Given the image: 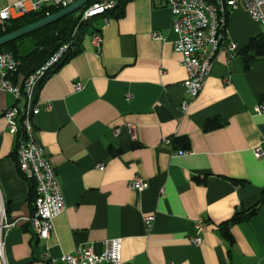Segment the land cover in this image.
<instances>
[{"label":"crops","instance_id":"0c3cea01","mask_svg":"<svg viewBox=\"0 0 264 264\" xmlns=\"http://www.w3.org/2000/svg\"><path fill=\"white\" fill-rule=\"evenodd\" d=\"M262 33L240 1L227 19L237 55L218 52L185 109L187 74L166 0H129L123 15L109 16L100 49L87 34L82 50L33 95L40 106L35 136L65 197L47 238L23 220L33 213L31 181L19 173L17 135L0 115V198L7 218L19 221L5 233L0 264H65L63 254L86 245L100 253L115 237L122 238V264H264V156L253 150L264 139V111L255 110L264 103V59L247 66L240 53ZM14 103L12 93H2L3 107ZM212 118L222 124L207 129ZM175 136L188 137L189 148L175 151L163 142ZM137 175L148 181L143 191L131 186ZM255 205L249 219L229 222ZM149 214L155 220L147 229ZM200 219L206 230L195 244Z\"/></svg>","mask_w":264,"mask_h":264},{"label":"built area","instance_id":"2783aa9c","mask_svg":"<svg viewBox=\"0 0 264 264\" xmlns=\"http://www.w3.org/2000/svg\"><path fill=\"white\" fill-rule=\"evenodd\" d=\"M77 0H15L0 9V21H9L25 15L31 11L42 9L46 5L65 8ZM91 1V0H90ZM89 1V2H90ZM243 1L249 14L256 22L264 26V0H166V5L172 13V29L178 38L175 42L176 51L182 54L181 64L186 70L184 81L187 98L183 103L185 109L203 89L205 81L211 71L218 52L224 49L229 57L238 53L239 45L228 39L227 19L229 13ZM89 2L82 8L83 19L101 15L100 29L92 35L94 45L100 49L102 31L109 23L107 12L114 9L119 0H100L92 4ZM156 39L162 38L160 32L153 33ZM68 44L59 47L49 59L35 72L28 75L22 83H17L14 75L21 61L14 53L4 51L0 53V115L7 120L8 130L17 135V167L22 177L33 181L35 198L33 213L23 218L35 232L38 238H47L54 228V219L65 206V197L56 168L44 147L37 141L33 116L40 111L39 104L33 101L36 86L49 69L54 67L64 56ZM76 90L82 89V84H74ZM3 92H10L15 96V103L9 107L1 105ZM258 112L264 111V103L255 107ZM120 129H115L119 133ZM165 144H171V138L163 139ZM257 157L264 156V139L254 147ZM98 167L104 168L103 163ZM137 191H143L148 181L137 175L131 182ZM155 216L149 214L144 217L147 229L154 223ZM19 221L7 218L5 204L0 198V257L5 258V233L16 226ZM196 233L191 241L200 244L202 233L206 230L203 219L195 223ZM65 264H101L110 262L122 264V238L115 237L105 241V249L98 253L93 246L79 247L76 251L65 253L61 257Z\"/></svg>","mask_w":264,"mask_h":264},{"label":"trees","instance_id":"16d2710c","mask_svg":"<svg viewBox=\"0 0 264 264\" xmlns=\"http://www.w3.org/2000/svg\"><path fill=\"white\" fill-rule=\"evenodd\" d=\"M96 1L100 0H91L89 4ZM128 1L129 0H119L118 5L114 9L109 10L107 15H123L124 7ZM61 9L62 8L58 6L46 5L40 10L31 11L21 17L9 21H0V36L44 18L47 15L53 14ZM101 18V15H96L91 18L83 19L82 12L79 16H75L73 13L69 14L21 38L0 46V53L10 51L20 59L21 64L13 77L16 79L19 74H22L24 81L28 75L39 69L59 47L64 44H68V49L62 59L54 67L49 69L41 79L39 83L40 87L53 72L58 70L64 63L82 50V40L87 34L93 35L100 29L99 26L101 24ZM27 37H31L33 39L35 47L32 51H29L26 54H21L19 50L20 46ZM240 53L245 56L247 66H250L257 57H262L264 59V33L253 36L249 43L240 50ZM23 81L21 82L22 84ZM33 100V102H35L36 98L34 97ZM221 124L222 123L220 121L212 118L208 120L206 128H215ZM171 142L175 151H185L190 146V141L186 136L172 137ZM15 156L17 160V150ZM30 189V199L33 202L35 198V185L33 181H31ZM260 201L261 202L259 204L264 203V189L262 190ZM259 206L260 205H255L237 212L229 222H241L249 219L252 215L257 213ZM223 231L226 237L232 239L228 225L223 227Z\"/></svg>","mask_w":264,"mask_h":264},{"label":"water","instance_id":"95a60500","mask_svg":"<svg viewBox=\"0 0 264 264\" xmlns=\"http://www.w3.org/2000/svg\"><path fill=\"white\" fill-rule=\"evenodd\" d=\"M90 0H77L73 4L62 8L61 10L47 15L44 18H41L39 20H36L32 23H29L27 25H24L16 30H13L11 32H8L2 36H0V46H3L11 41H14L18 38H21L43 26H46L47 24H50L54 21H57L69 14H72L73 12L82 9Z\"/></svg>","mask_w":264,"mask_h":264},{"label":"rangeland","instance_id":"374dc122","mask_svg":"<svg viewBox=\"0 0 264 264\" xmlns=\"http://www.w3.org/2000/svg\"><path fill=\"white\" fill-rule=\"evenodd\" d=\"M14 1L15 0H0V9L7 4L13 3ZM81 12H82V9H79V10L73 12V14L75 16H79V15H81ZM34 47H35V45H34L33 39L31 37H27V38H25L24 42L20 46L19 50H20L21 54H26L27 52L31 51Z\"/></svg>","mask_w":264,"mask_h":264}]
</instances>
